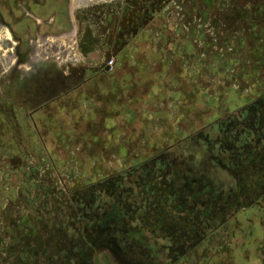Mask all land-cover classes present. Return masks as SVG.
I'll return each mask as SVG.
<instances>
[{
	"label": "rangeland",
	"instance_id": "1",
	"mask_svg": "<svg viewBox=\"0 0 264 264\" xmlns=\"http://www.w3.org/2000/svg\"><path fill=\"white\" fill-rule=\"evenodd\" d=\"M98 1L99 4L94 7L100 13L106 9L104 5H111L110 0ZM126 1L117 0V9ZM71 5L82 17L92 14L86 7L87 3L75 0ZM186 5H191L186 8L189 12L196 10L202 14L208 11L209 22L196 20L197 24H205L206 33L201 31V36L186 43L185 47L184 36L188 29L185 21L188 19L182 15L178 17L177 8L167 10L168 7H164L160 16L170 21L167 31H161L160 24L164 21L156 19L154 33L136 42L134 50L126 52L127 55L119 63L116 62L109 72L99 70L113 55V49L108 38L100 33L98 28L102 25L98 22L84 19L74 22L78 33L73 34L71 40L67 38L71 25L63 14L59 23L40 26L43 33L41 39L36 36L28 40L29 35L26 40L24 29L33 26L32 21L23 18L22 25L19 24L21 22L13 23L11 18L20 14L19 8L13 5L3 10L8 25L17 33L16 38H23L22 50L28 52L32 60L40 62L38 73H32L25 62L18 70L20 63L15 55L20 50L19 44L15 48L16 39H11V33L0 27V264L14 263L19 237L36 242L38 249L33 251V255L43 258L42 252H38L44 251V244L52 246L56 240H62L60 235L61 239L54 235L56 231L52 227L56 224L64 234L67 233L68 238L69 232L65 230L66 226L69 228L71 219L74 220L71 225L74 227L73 252L66 236L63 243L74 255L72 264H140L125 258L127 255L123 249L117 252V222L132 221L127 214L121 213L122 206L114 194L102 195L98 189L103 181H109L113 176L111 162L113 167V162L120 164H117V172L121 173L127 169L121 167L125 161L149 159L159 149L183 137L188 139L171 150L174 159L168 162L178 163V168L190 149H202L206 154L205 144H200L195 131L207 123L201 116L215 112L214 106L221 100L220 97L215 99L217 82H208L218 81L219 78L217 72H210L207 68L220 51L216 45L219 43L214 41L217 34L212 27L224 30V35L229 38L234 35L246 40L248 33L249 37L253 33L263 35V31L259 30L264 28V19L261 18L264 0H193ZM50 6L64 13L63 4L57 6L51 2ZM44 9L31 2L27 8L38 13L44 12ZM136 10L144 13L141 8ZM177 26L183 28V32H179L183 35L178 39L174 35ZM247 27L252 30L246 32ZM157 32H161V36ZM174 42L177 46H173ZM179 44L182 46L179 47ZM260 47L256 41L251 42L253 54ZM262 52L264 55V48ZM8 57L11 59L8 60ZM253 61L249 81L244 80L240 93L233 87L220 88L219 91H230L231 96L247 95L244 88L247 82L255 83L253 79L257 76L258 80H264V56L259 57L257 52ZM60 62H64L62 65L66 70L74 65L80 69L81 75L67 77L60 73L56 67ZM14 67L17 70L11 74ZM254 86H251L252 91L260 89L256 84ZM219 96L225 99L228 94ZM213 131L215 127L207 129V132ZM162 161L166 163L167 159ZM170 166L174 167L173 163ZM167 173L164 175L170 176ZM179 175L178 169L175 176ZM39 177L46 179L49 191H54L49 185L51 181L55 182L54 187L64 186L66 189L63 193L59 190L63 202L56 217L50 212L51 217L47 215V207L48 210L55 207L50 197L40 200L44 202L39 215L35 214L33 200L35 187L40 183ZM89 185L92 186V193L90 189L84 191ZM110 185L112 188L113 184ZM65 194L69 197L67 204L72 207L68 212L63 210L66 208ZM67 213L73 216L69 217ZM32 217L39 219L42 230L33 224ZM5 227L12 234V247L7 246L9 237L2 244ZM59 228L57 232L61 234ZM35 258L26 264H44L38 263L39 258ZM194 262L189 264H198Z\"/></svg>",
	"mask_w": 264,
	"mask_h": 264
},
{
	"label": "flooded vegetation",
	"instance_id": "2",
	"mask_svg": "<svg viewBox=\"0 0 264 264\" xmlns=\"http://www.w3.org/2000/svg\"><path fill=\"white\" fill-rule=\"evenodd\" d=\"M72 1L75 0H0V27L11 33V39H16L13 44L15 48L19 44L20 53L18 51L15 55L20 63L18 70L25 62L30 66L32 73H38L40 61L32 60L28 57V52L22 50L23 38H16L17 33L10 28L3 15V10L10 9L13 5L19 8L21 14L16 17L12 14L13 23L21 22L19 24L22 25L23 18H29L33 23V26L24 29L26 35L23 37L26 36V40L29 35L28 40L36 36L41 39L43 33L40 26L59 23L64 14L67 23L71 25L70 35L78 33L73 25L76 21L84 19L101 24L102 26L98 28L100 33L108 38V43L115 49L117 55L120 43L118 40H124L123 34L128 35L130 30L129 26L124 28L127 32L117 27V0H110L111 5H104L106 9L101 13L94 7L100 1L77 0L87 3L88 11L93 14H85L83 17L72 9ZM29 2L45 8L44 12L27 10ZM51 2L57 6L63 4L64 13L52 8ZM36 17H39L41 22ZM90 34L88 35L91 36ZM107 52L110 54L111 50ZM10 59L8 57V60ZM116 60L117 58L112 67H107L103 63L99 70L103 72L113 70ZM56 67L67 77L73 74L81 75L80 69L74 65H70L68 70L64 69L65 66L62 64L58 66L56 64ZM14 70L17 69L14 67L10 73L13 74ZM247 83L249 87L247 85L244 87L247 95L231 96L230 91L226 92L228 97L225 99L224 96L217 95L215 99L219 100L220 97L221 100L214 106L215 112L201 116L207 123L202 124L195 134H198L200 144H205L206 154L202 149H190L178 168V163L168 162L174 159L171 150L181 143L184 144L188 139L183 137L159 149L149 159L147 157L145 160L125 161L121 165L127 168L124 173L117 172L119 164L117 161L113 162L115 167L111 162L113 176L109 181H103L98 189L102 195L114 194L122 206L121 213L127 214L132 221L117 222L118 253L123 249L127 255L125 258L136 260L140 264H189L194 261L198 264H264V80ZM255 84L260 89L252 91L251 88ZM233 89L241 92L238 86ZM211 126L215 127V131L207 132ZM160 158L164 161L167 159L166 163ZM170 163H173L174 167L170 166ZM178 169L181 175L175 176ZM166 171L170 176L164 175ZM39 179L40 183L38 182L39 185L35 187L33 200L35 214L39 215L44 202L40 200L50 197L56 208L53 207L54 209L49 211L47 207V215L50 212L56 217L63 202L59 190L65 192L66 189L64 186L54 187L55 182L51 181L49 185L54 191H49L45 185L46 179L42 177ZM110 184H113L112 188ZM89 186L84 188V191L90 189L89 192L92 193V186ZM68 198V194H65L66 208L63 210L66 209L67 212L72 208L67 204ZM69 204L72 206L71 200ZM70 216L73 215L69 214ZM32 219L33 224L42 230L43 225L39 219L37 217ZM71 220L69 228L66 226L65 230L69 232V239L67 233L64 234L56 224L52 227L53 231H56L54 235H60L62 240L60 242L56 240L52 246L44 244V251L38 252V254L42 252L43 258L33 255V251L38 249L36 242L19 237L18 254L13 264L31 263L35 257L39 258L38 263L44 264L74 263V255L63 243L66 236V241L73 252L74 227L71 225L74 220ZM58 228L61 234L57 232ZM5 229L2 244L9 237L7 246H11L12 234L7 227Z\"/></svg>",
	"mask_w": 264,
	"mask_h": 264
},
{
	"label": "trees",
	"instance_id": "3",
	"mask_svg": "<svg viewBox=\"0 0 264 264\" xmlns=\"http://www.w3.org/2000/svg\"><path fill=\"white\" fill-rule=\"evenodd\" d=\"M187 2L192 3L193 0H130L129 1V5L132 6L134 8L133 13L137 18H140V23L138 26H134V22L131 23V28L129 31V34L127 35V33L123 34V39L118 40L120 43H118L119 47H121V49L119 50V54L117 55V61L119 63V61L122 60V58H124V55H127L126 52H130L132 50H134V45L136 44V42L140 41L143 39V37L145 35H149L150 33H154V21H156V19L158 20L159 18H161L164 22H162L160 24L161 26V31H167L168 29V24H169V20L166 21L164 19V16H160L161 13H163V9L164 7H168L167 10H170V8H177L176 11L179 12V16H183L186 17L188 19V21H185V23L188 24V29H187V34L184 36L185 40H184V46L186 45V43H190V41L192 39L196 40L197 37L199 38L201 35V31L205 32V24H197L196 20L200 19L199 21H202L203 23L209 22V19L207 17V12H203L202 14H200L198 11H186L187 7ZM138 6V7H137ZM128 8V7H127ZM135 8H141L144 10L143 15L146 17V19H141L142 15L138 12L135 11ZM180 9V10H179ZM192 10V8H190ZM175 11V12H176ZM264 12V11H263ZM260 15V14H259ZM261 18L264 19V14L261 13ZM158 16V17H157ZM189 16V17H188ZM148 17V18H147ZM198 18V19H197ZM191 20V21H190ZM194 20V21H193ZM193 21V22H192ZM145 22V23H143ZM176 24V22H174ZM178 23V22H177ZM192 23H194L193 25H191ZM199 26V27H198ZM213 31H216L215 33L217 34L215 37L216 42H218L219 44H216L218 47L217 49H220V51L218 52V55L216 56V59H214L212 61V63H209L207 68L210 70V72H217V75L219 76V78H217L218 81L212 80V81H208L210 82V84L213 82H217V88L218 90L216 91V96L220 95L222 93H226L227 91H219L220 88H225V87H241L242 85H244V80H248L249 81V71H251L253 69V57L256 55V53L258 52L259 57L264 56L263 55V46L264 43L261 42L260 40L264 41V28H262V30L259 31H263V35L259 36L256 35L255 33H253L252 35H250L249 37V33L247 35H245V39L244 37H233L234 35H232L231 38L228 37V35H224V30H220L218 28L212 27ZM248 29L250 28H245L246 32L249 31ZM252 30V29H250ZM182 31L183 32V28H180V26L177 28H175V33L174 36L176 39L180 38L183 33L179 32ZM126 32V31H125ZM161 32H157L158 36H161L160 34ZM206 33V32H205ZM243 35V36H244ZM178 36V37H177ZM180 36V37H179ZM227 36V37H225ZM227 40H226V39ZM173 40V38H171ZM253 41H256L260 46V47L255 54L252 53L250 47H251V42L253 43ZM172 44V42H171ZM173 46H177V43L174 42ZM182 46V44H179V47ZM191 47V45H189ZM186 47V46H185ZM184 47V49H185ZM195 46L193 45V50ZM180 50L183 51V48H181ZM178 51V54L180 55L181 51ZM185 51V50H184ZM133 55V54H131ZM205 56H207L206 54H204ZM134 56V55H133ZM185 57V54L182 55V57ZM183 57V58H184ZM187 57V55H186ZM262 58V57H261ZM254 62V61H253ZM262 64V63H261ZM119 65V64H117ZM250 68V69H249ZM195 74V72L193 73ZM207 74V73H206ZM214 74V73H213ZM248 74V75H247ZM247 76V77H246ZM258 77H255L253 80H258ZM203 78V77H202ZM215 84V83H214ZM231 84V86H230ZM233 84V85H232ZM252 84V83H251ZM249 84V85H251ZM213 97V96H211Z\"/></svg>",
	"mask_w": 264,
	"mask_h": 264
},
{
	"label": "built area",
	"instance_id": "4",
	"mask_svg": "<svg viewBox=\"0 0 264 264\" xmlns=\"http://www.w3.org/2000/svg\"><path fill=\"white\" fill-rule=\"evenodd\" d=\"M129 1L130 0L126 1L125 5L119 7V10L117 9V27L121 28L122 31H124V32L125 31L127 32V30L124 29L127 26H129L131 28V23L134 22V26H138L140 23V18H137L134 15V13H133L134 8L129 5ZM141 10L144 11L143 9H141ZM136 12H137V10H136ZM138 13H140V12H138ZM141 15H142L141 19H146V17L143 14H141ZM70 36H72V35H70ZM112 49H113V47L111 48V50ZM112 51H113L112 52L113 55L108 57L107 60L104 62L107 67H112V65L115 62L116 51H115V49H113ZM117 52H119V47H117ZM57 57L58 56H56V59H58ZM62 63H64V62H60L59 64L61 65Z\"/></svg>",
	"mask_w": 264,
	"mask_h": 264
},
{
	"label": "bare ground",
	"instance_id": "5",
	"mask_svg": "<svg viewBox=\"0 0 264 264\" xmlns=\"http://www.w3.org/2000/svg\"><path fill=\"white\" fill-rule=\"evenodd\" d=\"M73 37H74V36H67V38H68V39H71V40H72Z\"/></svg>",
	"mask_w": 264,
	"mask_h": 264
},
{
	"label": "crops",
	"instance_id": "6",
	"mask_svg": "<svg viewBox=\"0 0 264 264\" xmlns=\"http://www.w3.org/2000/svg\"><path fill=\"white\" fill-rule=\"evenodd\" d=\"M36 18L39 20V22H41V19L39 17H36Z\"/></svg>",
	"mask_w": 264,
	"mask_h": 264
}]
</instances>
